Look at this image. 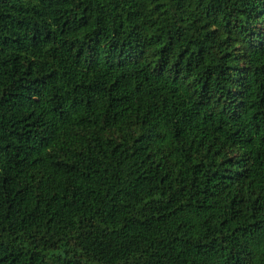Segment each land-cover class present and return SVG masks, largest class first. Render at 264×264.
Returning a JSON list of instances; mask_svg holds the SVG:
<instances>
[{
    "label": "trees",
    "instance_id": "1",
    "mask_svg": "<svg viewBox=\"0 0 264 264\" xmlns=\"http://www.w3.org/2000/svg\"><path fill=\"white\" fill-rule=\"evenodd\" d=\"M0 264H264V0H0Z\"/></svg>",
    "mask_w": 264,
    "mask_h": 264
}]
</instances>
